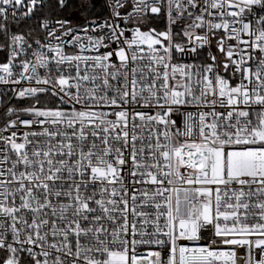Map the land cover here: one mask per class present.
<instances>
[{
	"label": "snow or ice",
	"instance_id": "snow-or-ice-1",
	"mask_svg": "<svg viewBox=\"0 0 264 264\" xmlns=\"http://www.w3.org/2000/svg\"><path fill=\"white\" fill-rule=\"evenodd\" d=\"M0 85V264H264V0H0Z\"/></svg>",
	"mask_w": 264,
	"mask_h": 264
},
{
	"label": "built area",
	"instance_id": "built-area-1",
	"mask_svg": "<svg viewBox=\"0 0 264 264\" xmlns=\"http://www.w3.org/2000/svg\"><path fill=\"white\" fill-rule=\"evenodd\" d=\"M188 62H192L191 60H189ZM4 86L0 85V88H3Z\"/></svg>",
	"mask_w": 264,
	"mask_h": 264
}]
</instances>
